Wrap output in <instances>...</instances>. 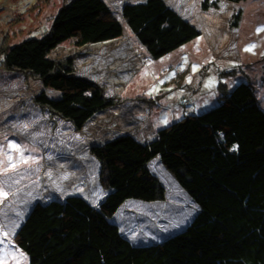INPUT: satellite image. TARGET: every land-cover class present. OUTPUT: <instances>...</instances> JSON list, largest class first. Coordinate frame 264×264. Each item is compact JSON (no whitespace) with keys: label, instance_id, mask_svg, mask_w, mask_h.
Returning <instances> with one entry per match:
<instances>
[{"label":"trees","instance_id":"16d2710c","mask_svg":"<svg viewBox=\"0 0 264 264\" xmlns=\"http://www.w3.org/2000/svg\"><path fill=\"white\" fill-rule=\"evenodd\" d=\"M221 1L200 2L206 10ZM120 10L123 18L106 0H69L42 35L15 41L0 64L40 80L36 104L79 132L114 106L117 95H106L103 81L79 71L76 53L54 57L63 42L100 44L128 27L159 60L201 34L168 0L127 2ZM221 92L212 108L161 125L153 138L116 129L96 140L91 150L107 197L98 204L79 194L37 202L15 230L29 264H264V108L245 81ZM153 161L174 174L199 210L164 243L134 244L114 216L129 199H165Z\"/></svg>","mask_w":264,"mask_h":264},{"label":"rangeland","instance_id":"374dc122","mask_svg":"<svg viewBox=\"0 0 264 264\" xmlns=\"http://www.w3.org/2000/svg\"><path fill=\"white\" fill-rule=\"evenodd\" d=\"M68 1L0 0V55L21 38L42 35L49 17ZM106 1L123 18V4L143 0ZM168 1L201 34L162 59L149 57L128 27L117 39L82 48L63 42L54 51L57 58L76 53L79 71L103 81L106 95H117L114 106L79 132L36 104L40 80L0 64V264H29L15 230L37 202L79 194L98 204L107 197L91 150L106 133L129 129L153 138L161 125L212 108L223 86L232 89L241 81L252 85L264 108V0H222L206 10L201 0ZM150 168L166 188L165 199H129L114 216L134 244L182 230L199 210L163 163Z\"/></svg>","mask_w":264,"mask_h":264},{"label":"clouds","instance_id":"9594fccd","mask_svg":"<svg viewBox=\"0 0 264 264\" xmlns=\"http://www.w3.org/2000/svg\"><path fill=\"white\" fill-rule=\"evenodd\" d=\"M153 172V171H152ZM154 173V172H153ZM155 174V173H154ZM156 176H158L157 174H155ZM159 177V176H158ZM160 178V177H159ZM161 180V179H160ZM162 181V180H161ZM181 187V186H180ZM185 191V190H184ZM186 192V191H185ZM187 193V192H186ZM188 195V194H187ZM141 201V200H140ZM158 201H161V200H158ZM144 202V201H143ZM145 202H147V201H145ZM125 204V203H124ZM194 218V217H193ZM192 218V219H193ZM192 221V220H191ZM116 222V221H115ZM185 228V227H184ZM158 242H160V241H157V242H151V243H158ZM145 244H147V243H145Z\"/></svg>","mask_w":264,"mask_h":264},{"label":"bare ground","instance_id":"6f19581e","mask_svg":"<svg viewBox=\"0 0 264 264\" xmlns=\"http://www.w3.org/2000/svg\"><path fill=\"white\" fill-rule=\"evenodd\" d=\"M89 201V200H88ZM194 201V199H193ZM195 204H197L195 201H194ZM161 243H164V239L160 240Z\"/></svg>","mask_w":264,"mask_h":264},{"label":"snow or ice","instance_id":"6c2138e0","mask_svg":"<svg viewBox=\"0 0 264 264\" xmlns=\"http://www.w3.org/2000/svg\"><path fill=\"white\" fill-rule=\"evenodd\" d=\"M248 50H251V49H248ZM6 195V194H5Z\"/></svg>","mask_w":264,"mask_h":264}]
</instances>
